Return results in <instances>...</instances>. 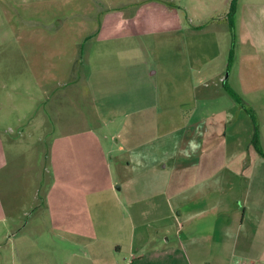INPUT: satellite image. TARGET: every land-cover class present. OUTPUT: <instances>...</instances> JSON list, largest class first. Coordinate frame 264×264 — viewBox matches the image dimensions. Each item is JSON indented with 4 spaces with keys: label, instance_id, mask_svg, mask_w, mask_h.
I'll return each instance as SVG.
<instances>
[{
    "label": "rangeland",
    "instance_id": "1",
    "mask_svg": "<svg viewBox=\"0 0 264 264\" xmlns=\"http://www.w3.org/2000/svg\"><path fill=\"white\" fill-rule=\"evenodd\" d=\"M91 1L101 8L96 14L55 16L61 24L50 28L24 21L16 30L0 31V237L22 229V248L32 247L40 257L47 248L37 234L46 233L58 211L55 202H110L111 188L121 183L141 202L136 208L144 210L149 202L145 217L164 202H207L216 196L206 185L196 186V179L220 171L216 184L227 182L217 148L225 133L230 144L231 136L254 135L256 128L264 141V120L258 117L264 112L256 109L254 95L240 97L255 126L241 107L243 127L223 126L218 139L202 143L204 149L216 145L217 154L212 163L201 161L198 178L182 167L199 157L191 126L200 114L196 108L212 95L215 107L234 101L215 74L229 75V53L239 55L242 41L254 39L256 9L264 0H238L232 30L216 23L228 0ZM132 2L178 13L186 7L183 30L158 21L163 16L153 11L139 15L140 27L133 29L128 20L134 16L127 14ZM102 24H113L110 35L98 37ZM206 57L211 60L203 72L209 77L200 82L198 62ZM228 83L234 85L233 78ZM203 90L215 92L206 96ZM69 146L80 157L74 164L65 159ZM101 152L107 156L99 162L93 154ZM171 181L177 189L165 191ZM54 242L63 246L60 239Z\"/></svg>",
    "mask_w": 264,
    "mask_h": 264
},
{
    "label": "crops",
    "instance_id": "2",
    "mask_svg": "<svg viewBox=\"0 0 264 264\" xmlns=\"http://www.w3.org/2000/svg\"><path fill=\"white\" fill-rule=\"evenodd\" d=\"M139 4L132 2L127 8V14L134 16L128 20L133 29L140 27L139 15L153 11V14L163 16L158 21L174 22L175 28L183 30L182 17L188 15L186 7H181L178 13L160 5L147 8L145 4ZM99 9L96 1L91 0H0V31L16 30L24 21L35 24L36 28L39 25L50 28L56 23L61 24V18L55 16L91 15ZM255 20L254 39L242 41L238 57L233 52L227 60L229 75L223 78L222 71L215 77L218 82L226 81L241 98L254 95L258 101L256 109L264 112V7L256 9ZM188 24H191L190 20ZM197 28L201 30V27ZM112 29L113 24H102L97 35L106 37ZM16 40L20 41L21 37L16 36ZM206 58L198 62L200 82L209 77L203 72L211 60V57ZM231 78L234 85L228 83ZM214 92L203 90L200 94L209 96ZM217 100L213 95L206 97L205 104L196 108L200 114L191 126L198 134L195 141L200 142L199 157L190 168L182 166L185 171L191 169L198 178L201 161L212 163L217 154L215 149H220L223 177L227 182L216 184L221 177L217 171L193 183L201 188L206 185V191L211 189L216 196L213 200L206 197L207 202H197L196 198L191 202H164V206L155 205L145 217L151 208L149 202H143L144 210L136 208L141 202L132 200L127 185L121 183V186L116 188L115 184L111 188L110 202L87 204L84 198L76 202H55L58 211L55 209L54 215L49 217L46 233L37 234L45 242L47 249L42 255L45 257L33 253L32 247L30 250L22 248L18 233L22 229H15L0 237V264H264V157L252 146L253 133L231 136L230 144L225 133L222 143L218 141V147L207 144L204 149L202 143L217 138L223 126L237 131L239 126L243 127L244 117L251 121L247 114L240 116L245 111L236 102L226 99L223 105L215 107ZM247 104L252 106L251 102ZM258 117L264 120L262 115ZM260 137L264 154V141ZM72 149L69 146L65 159L74 164L75 158L80 157L75 156ZM93 155L99 162L107 156L103 152ZM129 164L127 162L126 167ZM172 183L165 185L164 190L168 187L169 191L176 190L177 186L173 188ZM221 192L224 195L220 198ZM178 196L179 193L174 198ZM2 221L7 222L6 217ZM54 239H60L63 246Z\"/></svg>",
    "mask_w": 264,
    "mask_h": 264
},
{
    "label": "trees",
    "instance_id": "3",
    "mask_svg": "<svg viewBox=\"0 0 264 264\" xmlns=\"http://www.w3.org/2000/svg\"><path fill=\"white\" fill-rule=\"evenodd\" d=\"M237 1L238 0H228V2L226 3L225 9L222 13V16H220L218 18V20L216 21V23H226L229 28L232 30L233 29V20H234V16H235V12H236V7H237ZM213 19H209L208 23L213 22ZM233 55V52L229 53L228 56V60L231 59ZM223 88L225 89V92L238 104L240 105V107L244 108L245 111H247L250 115L251 120L254 123L255 126V117L253 115V112L246 108L244 103L242 102L240 96H238L235 92H233L226 84V81H223ZM252 146L254 147V149L262 156L264 157V154L261 151L260 148V144H259V139H258V135H257V129L255 128L254 130V135L252 137Z\"/></svg>",
    "mask_w": 264,
    "mask_h": 264
},
{
    "label": "water",
    "instance_id": "4",
    "mask_svg": "<svg viewBox=\"0 0 264 264\" xmlns=\"http://www.w3.org/2000/svg\"><path fill=\"white\" fill-rule=\"evenodd\" d=\"M226 77H227V76H226ZM226 77H225V78H226Z\"/></svg>",
    "mask_w": 264,
    "mask_h": 264
}]
</instances>
